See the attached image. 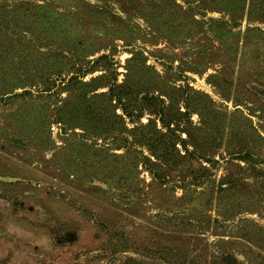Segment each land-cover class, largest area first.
Masks as SVG:
<instances>
[{
  "label": "rangeland",
  "instance_id": "374dc122",
  "mask_svg": "<svg viewBox=\"0 0 264 264\" xmlns=\"http://www.w3.org/2000/svg\"><path fill=\"white\" fill-rule=\"evenodd\" d=\"M0 264H264V0H0Z\"/></svg>",
  "mask_w": 264,
  "mask_h": 264
}]
</instances>
